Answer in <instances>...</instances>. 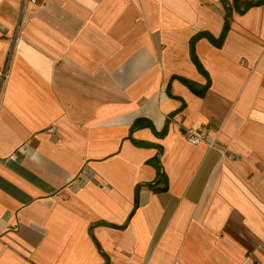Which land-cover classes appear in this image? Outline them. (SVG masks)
Segmentation results:
<instances>
[{"label": "crops", "instance_id": "0c3cea01", "mask_svg": "<svg viewBox=\"0 0 264 264\" xmlns=\"http://www.w3.org/2000/svg\"><path fill=\"white\" fill-rule=\"evenodd\" d=\"M21 4L0 264H264V0Z\"/></svg>", "mask_w": 264, "mask_h": 264}, {"label": "built area", "instance_id": "2783aa9c", "mask_svg": "<svg viewBox=\"0 0 264 264\" xmlns=\"http://www.w3.org/2000/svg\"><path fill=\"white\" fill-rule=\"evenodd\" d=\"M41 0H22L20 6V14H22L26 7L36 6ZM8 77V68L7 66L0 68V93L3 90L6 79ZM183 135L185 139L191 144H198L204 141L205 133L203 128H187L184 130ZM13 157V156H12Z\"/></svg>", "mask_w": 264, "mask_h": 264}, {"label": "trees", "instance_id": "16d2710c", "mask_svg": "<svg viewBox=\"0 0 264 264\" xmlns=\"http://www.w3.org/2000/svg\"><path fill=\"white\" fill-rule=\"evenodd\" d=\"M227 28V22H226V24H225V29ZM183 82H185L184 80H182ZM186 83V82H185Z\"/></svg>", "mask_w": 264, "mask_h": 264}]
</instances>
